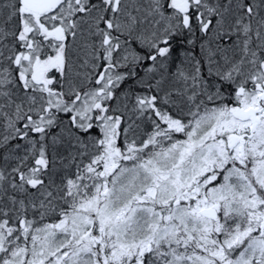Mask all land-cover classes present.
Segmentation results:
<instances>
[{
    "label": "snow or ice",
    "instance_id": "snow-or-ice-1",
    "mask_svg": "<svg viewBox=\"0 0 264 264\" xmlns=\"http://www.w3.org/2000/svg\"><path fill=\"white\" fill-rule=\"evenodd\" d=\"M0 264H264V0H0Z\"/></svg>",
    "mask_w": 264,
    "mask_h": 264
}]
</instances>
